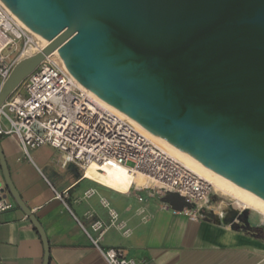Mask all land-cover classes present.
<instances>
[{
	"label": "water",
	"instance_id": "obj_1",
	"mask_svg": "<svg viewBox=\"0 0 264 264\" xmlns=\"http://www.w3.org/2000/svg\"><path fill=\"white\" fill-rule=\"evenodd\" d=\"M0 1L46 41L13 66L0 105L56 51L82 88L264 200V0ZM0 170L48 264L44 231L12 185L1 146ZM240 213L248 225V209Z\"/></svg>",
	"mask_w": 264,
	"mask_h": 264
},
{
	"label": "crops",
	"instance_id": "obj_2",
	"mask_svg": "<svg viewBox=\"0 0 264 264\" xmlns=\"http://www.w3.org/2000/svg\"><path fill=\"white\" fill-rule=\"evenodd\" d=\"M0 146L12 185L44 231L48 264H107L80 226L107 221L98 202L101 196L131 231L123 236L109 228L99 236V244L121 248L137 264H264L263 220L243 227L173 215L159 210L158 202L144 193L140 202L130 188L115 190L90 177L88 170L84 177L78 164L64 162L49 146L46 159L34 149L26 155L14 136H0ZM89 188L95 194L85 197ZM0 223V264L43 263L42 239L16 204L0 213Z\"/></svg>",
	"mask_w": 264,
	"mask_h": 264
},
{
	"label": "built area",
	"instance_id": "obj_3",
	"mask_svg": "<svg viewBox=\"0 0 264 264\" xmlns=\"http://www.w3.org/2000/svg\"><path fill=\"white\" fill-rule=\"evenodd\" d=\"M38 46L36 36L0 1V85L25 53L38 52ZM21 84L23 93L9 96L0 105V136H14L26 155L30 149L49 146L62 154L64 162L78 164L86 178L91 165L102 172L104 167L122 166L148 181L133 182L129 190L140 202L144 193L158 202L159 210L173 215L191 220L226 217L231 203L215 199L205 180L161 150L123 116L103 106L47 57ZM94 194L92 188L84 192L85 197ZM169 194L173 195L171 201L166 200ZM98 202L106 211L107 221L80 224L85 235L107 264H137L121 248L99 244V236L109 228L123 236L131 230L107 198L101 196ZM14 205L0 178V213ZM234 222H238L237 216Z\"/></svg>",
	"mask_w": 264,
	"mask_h": 264
},
{
	"label": "bare ground",
	"instance_id": "obj_4",
	"mask_svg": "<svg viewBox=\"0 0 264 264\" xmlns=\"http://www.w3.org/2000/svg\"><path fill=\"white\" fill-rule=\"evenodd\" d=\"M34 35L36 36L37 40L39 41L38 50H40L43 46H45L46 41L44 39H42L40 36H38L36 34H34ZM33 53H34V51L28 50L25 53L26 55L24 57L30 56ZM47 59L53 61L60 68H62L67 73H69L66 70L65 66L63 65V63L60 61L59 57L57 56L56 51L50 53L47 56ZM97 99L107 109L123 116L137 131L144 134L149 140H151L156 146H158L165 153H167L170 156L177 158L181 162H183V165L186 168H188L190 171H192L193 173L197 174L200 178L205 180L209 184V186L211 187L212 191L219 193L221 195H224V196H228L231 199V201H233V202L241 205L242 207H244L242 209L252 210V211L256 212L261 218L264 219V200L263 199L259 198L258 196L254 195L253 193H251L247 190H244L243 188L237 186L236 184L228 181L227 179L219 176L218 174H216L213 171L209 170L208 168L204 167L203 165L198 163L196 160H194L190 156L179 151L177 148L168 144L164 140L154 136L153 134L148 132L146 129L141 127L139 124H137L135 121H133L132 119L125 116L120 111L115 110L114 108L107 105L105 102H103L99 98H97ZM87 170H88V175L90 177L104 183L105 185H107V186H109L115 190L122 191V192H125L129 188H131V185L133 182H135L136 184L147 183L146 179L140 177L139 175H133V174L128 173L126 171V169L122 166L104 167V170L102 172V171L97 170L94 165H91ZM87 170H86V172H87ZM231 206L233 208H235L234 205L232 204V202H231Z\"/></svg>",
	"mask_w": 264,
	"mask_h": 264
},
{
	"label": "rangeland",
	"instance_id": "obj_5",
	"mask_svg": "<svg viewBox=\"0 0 264 264\" xmlns=\"http://www.w3.org/2000/svg\"><path fill=\"white\" fill-rule=\"evenodd\" d=\"M22 93H23V88H22V84H20V86H18L17 89L10 96H13L15 94H22ZM46 148L47 147H45V146H40L38 148H35L34 151L36 152V154H38V156H40L41 158L46 159L48 157ZM32 157H34V156H32ZM177 160L180 161L179 159H177ZM181 163L183 164V162H181ZM145 184H148V181ZM211 192H212V194H213L215 199H219L220 198V199H224L226 202H229V203L232 202V204L234 205L235 208H233V207H227L226 208V212L228 213L230 218L238 216V214H240L241 211H239V209H241V207H242L241 205L231 201V199L228 196L221 195V194L216 193V192H214L212 190H211ZM259 220H263L264 221V219L261 218L256 212H254L252 210H248V224L251 221L255 222V221H259ZM243 226H246V225H243Z\"/></svg>",
	"mask_w": 264,
	"mask_h": 264
},
{
	"label": "flooded vegetation",
	"instance_id": "obj_6",
	"mask_svg": "<svg viewBox=\"0 0 264 264\" xmlns=\"http://www.w3.org/2000/svg\"><path fill=\"white\" fill-rule=\"evenodd\" d=\"M242 208H244V207H241V209H239V210H240V211L243 210ZM243 217H244V216H243L241 213L238 214V216H237V219L240 221V222L238 221L239 223H237L239 226H243V225H242ZM243 227H244V226H243Z\"/></svg>",
	"mask_w": 264,
	"mask_h": 264
},
{
	"label": "trees",
	"instance_id": "obj_7",
	"mask_svg": "<svg viewBox=\"0 0 264 264\" xmlns=\"http://www.w3.org/2000/svg\"><path fill=\"white\" fill-rule=\"evenodd\" d=\"M250 229V228H249Z\"/></svg>",
	"mask_w": 264,
	"mask_h": 264
}]
</instances>
